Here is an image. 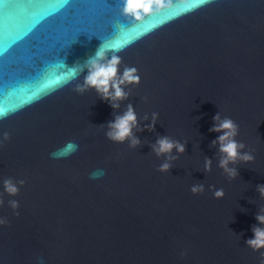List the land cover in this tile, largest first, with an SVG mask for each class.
I'll return each mask as SVG.
<instances>
[{
  "label": "water",
  "instance_id": "95a60500",
  "mask_svg": "<svg viewBox=\"0 0 264 264\" xmlns=\"http://www.w3.org/2000/svg\"><path fill=\"white\" fill-rule=\"evenodd\" d=\"M122 8L0 0V140L11 137L0 143V218L9 221L0 264H260L246 241L264 214V0H173L143 22ZM102 44L121 58V74L136 67L141 77L119 110L94 89L74 91ZM129 104L136 149L106 136ZM218 113L239 125L237 140L255 157L233 165L235 180L213 146ZM163 136L186 143L170 173L157 171L165 159L152 151ZM69 141L75 152L52 155ZM6 179L25 181L18 196L5 192ZM196 184L205 191L192 194Z\"/></svg>",
  "mask_w": 264,
  "mask_h": 264
},
{
  "label": "clouds",
  "instance_id": "9594fccd",
  "mask_svg": "<svg viewBox=\"0 0 264 264\" xmlns=\"http://www.w3.org/2000/svg\"><path fill=\"white\" fill-rule=\"evenodd\" d=\"M171 7H173V0H123L121 11L124 17L135 22H143L147 17L160 14ZM108 52L109 50L102 44L95 55L86 61L80 72L86 69L87 75L84 77L82 84H76L74 91L83 95L89 89H94L104 101L110 103L113 109L119 110L120 104L129 99V93L125 91V88L138 87L141 83V77L136 67H124L121 74V58L113 54L109 59ZM73 79H77L76 74L73 75ZM145 99L147 100V98ZM7 116V113L0 112V119H6ZM158 118V113H153V123L147 129L148 131H155ZM214 119L216 123L211 131L218 134L213 146L218 145L219 147L221 154L219 167L229 179L235 180L239 176V171L233 165L253 163L255 157L251 151H245L246 145L244 143L237 140L239 125L234 120L227 117L221 118L219 113ZM108 129L106 136L113 143H127L132 149L141 146V141L135 135V130L140 129V122L135 108L131 104L128 105L123 115L117 116L114 121L109 122ZM10 139V135L4 133L3 140H0V143ZM77 149L78 145L74 141H69L52 155L55 157H67ZM152 151L157 157L165 159V162L158 167L157 171L170 173L172 162L178 159V156L173 155V153L183 155L186 152V143L163 136L157 140L155 145H152ZM204 170L209 173L212 171L211 159L205 160ZM97 175V172L92 173L93 178ZM24 185V180L15 183L12 179H6L3 182L4 190L10 197L18 196L20 188ZM257 190L264 197V185L258 186ZM204 191L205 188L202 184H196L191 187V192L194 195ZM213 194L216 198H223L225 195L223 189H213ZM4 203V200L0 198V207H3ZM8 206L19 216L20 204L17 200H10ZM256 220L258 225L252 229L254 238L248 239L246 244L254 252L261 253L260 264H264V214H257ZM0 225L8 226L9 221L7 218H0Z\"/></svg>",
  "mask_w": 264,
  "mask_h": 264
}]
</instances>
